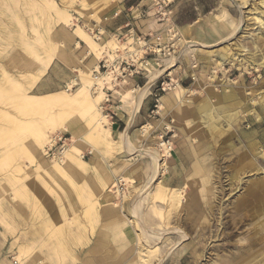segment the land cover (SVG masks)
I'll list each match as a JSON object with an SVG mask.
<instances>
[{
	"label": "bare ground",
	"instance_id": "obj_1",
	"mask_svg": "<svg viewBox=\"0 0 264 264\" xmlns=\"http://www.w3.org/2000/svg\"><path fill=\"white\" fill-rule=\"evenodd\" d=\"M81 10L71 9L89 19L88 6L83 3ZM74 19L68 11L58 8L53 0H0V172L9 171L0 178V224L3 231L14 234L21 228L22 221L31 219L33 222L31 232L23 239L26 242L21 245V239L16 236L11 243L12 247L18 248L17 259L22 254L28 259V264L42 261L46 264H68L75 260L73 244L82 247L86 241V231L94 228L98 211L102 210L104 217L116 216L129 220L128 228L134 234L138 246L131 264H151L154 258L155 264H162L168 254L189 241L187 234L177 228L178 220L164 217L161 212L160 201L164 202L166 198L169 200L167 207H170V203L173 209L180 207L183 188L179 191L166 187V180H170L165 177L169 173L166 170L169 163L163 157L170 156L172 163L171 153L159 150L162 153L160 156L154 150L134 148L129 143L128 128L148 88L155 84L163 72L171 73L174 68H178L179 58L164 59L166 69L151 73L146 85L133 91L136 94L134 97L131 90L121 87L122 99H131L132 102L127 127L115 134L107 116L102 115L97 108L100 101L105 99L103 86L112 84L115 77L110 71L100 77L93 73L99 72L94 60H101L106 55L110 60L118 57L106 50L110 47L115 52L118 49L117 42L109 39L106 45H100L79 25L69 31ZM53 22L61 23V26L54 30ZM99 33L102 34V30ZM75 37H79L94 54V60L78 70L80 86L72 91L77 84L73 79L65 85V89L49 94H34L39 80L53 60L60 64L69 63L61 47L74 42ZM133 45V52L141 55L140 43L135 41ZM194 45L185 42L182 53L191 52L190 48ZM221 65L222 61L219 62ZM94 87L96 91L92 92ZM167 98L160 99V111L167 107ZM172 122L175 123L174 119ZM164 124L166 130L174 129V126H168L166 122ZM151 128L152 125L147 123L139 131L145 136ZM65 134L69 135L70 144L63 142L57 148L58 141H63L62 136ZM116 147L123 150L126 157L138 155L150 159L146 171L148 178L139 188L129 183L133 184L136 179L142 180L143 176L137 165L130 167L128 160L117 166L118 176L112 181L109 174L101 176L97 173L99 170L92 165L93 158L89 162L84 161L85 155L112 158ZM121 189L124 191L122 197ZM9 191L13 201L7 200ZM117 196L128 205L129 217L121 216V204L112 202ZM121 228L116 226L114 229L120 231ZM165 238L177 239L169 240L171 243L167 244L165 250L148 246L163 243Z\"/></svg>",
	"mask_w": 264,
	"mask_h": 264
},
{
	"label": "rangeland",
	"instance_id": "obj_2",
	"mask_svg": "<svg viewBox=\"0 0 264 264\" xmlns=\"http://www.w3.org/2000/svg\"><path fill=\"white\" fill-rule=\"evenodd\" d=\"M53 1L58 8L68 11L75 18L69 31L75 28V25L85 27L87 21L85 15L71 11V9L82 11L83 3L88 6L86 11L90 15L100 17L110 12L118 3L128 6L142 1L141 5H146L143 10L147 12L149 18L163 27L139 35L135 39H144L148 46L153 47L155 36H160L161 45L173 46L176 49L178 64L186 68L185 62L190 63L196 72L194 75L196 80L191 82V87L178 102L181 116L185 115L186 121L183 124L185 131L175 129V123L172 122L170 115L166 114L165 109L160 111L159 106L158 110L154 109V105L161 104L157 96L153 100L157 99L158 102L157 104L153 102L151 116L147 120L152 128L145 136L140 133V126L130 129L128 133L129 143L134 148L154 150L161 156L158 140L159 136L165 133L164 122L168 126H174L171 152L174 161L171 163L170 156L163 157L169 163L166 166L169 173L165 177L170 180H165L167 188H177L179 191L183 188V193L180 207L177 209L171 208L172 203L167 207L169 204L167 198L164 202L160 201L163 209L161 212L164 213V217L169 216L178 220L177 228L187 234L189 241L180 245L178 252L168 254L162 264H264V0ZM164 10L171 12L170 21L167 23L161 20L160 16ZM188 23H191L190 27L187 26ZM59 26L61 23H52L54 30ZM115 42L118 47L115 52L110 47L106 50L110 55L118 57L110 60L108 55L103 56L100 68L101 61H105L107 69H99L100 73L94 72V76L100 77L101 74L112 70V67H118L126 56L135 54L136 57H140V54L133 52L134 45L120 47L118 41ZM185 42L195 44L189 53H182ZM8 47L10 49V46ZM153 57L154 55L149 54L146 58ZM221 61L222 65L219 66ZM166 67V65L160 69L153 67L143 77L151 73L156 74ZM17 73L19 72L15 74ZM112 76L117 80L112 84H105L103 88L114 86L115 90L119 91L120 87L127 86V90L132 91V97L136 95L127 85V77L131 76L126 73L121 75L118 70L114 71ZM138 76L142 77V73ZM172 76L176 79L174 74ZM74 79L77 84L72 91L80 86V79L78 77ZM148 79L146 78V83ZM95 88L91 91L95 92ZM179 90L177 88L165 93ZM115 96L120 98L121 95L117 93ZM114 100L115 106H122L126 102L131 108V99L120 101L115 97ZM104 101L101 100L97 107L102 115L108 114L103 105ZM160 121L163 125L159 123ZM123 131L120 127L117 133ZM62 137L63 141H58L57 148H60L63 142L70 144L69 135L65 134ZM117 153H121L120 156L116 157ZM122 155L127 154L116 147L107 168L119 166L121 161H116L122 158ZM85 156L84 160H87L91 155ZM187 156L189 157L185 158ZM125 158L130 159L128 164L131 168L137 165L143 173L148 171L147 167L150 164L148 157L140 158L137 155L134 158ZM181 161L187 164L185 163L183 167ZM8 172V170L0 172V178ZM147 178L144 175L142 180L136 179L133 184H129L139 188ZM6 197L7 200L13 201L11 191L7 192ZM171 221L173 224V220ZM22 222L16 233L4 231L10 239L9 242H13L17 234L24 239L25 235L31 232L32 220ZM35 225L36 222L34 227ZM0 229H3L1 224ZM166 238L163 243L148 246L161 247L165 250L167 244L171 243L169 240H176ZM155 262L156 258L151 264Z\"/></svg>",
	"mask_w": 264,
	"mask_h": 264
},
{
	"label": "crops",
	"instance_id": "obj_3",
	"mask_svg": "<svg viewBox=\"0 0 264 264\" xmlns=\"http://www.w3.org/2000/svg\"><path fill=\"white\" fill-rule=\"evenodd\" d=\"M141 2H137V4L128 6L122 3H118V5H116L115 7H112L113 9L110 12L108 11L107 14L100 17L97 16L96 18L93 17V15L89 16V19L84 16L85 19H87V21H85L84 30H86V32L92 37V39L100 45H106L109 39L117 40L120 47H122V45H126L127 47L129 45H133L135 37L148 34L151 31H155L156 29L160 30L163 27L162 25L157 24L155 20L149 18L147 12L143 10L146 5H141ZM104 18L107 19L104 20ZM97 19L98 21H96ZM187 26L190 27L191 23H188ZM100 30H102V34L99 33ZM96 35L98 37H96ZM61 48H63L65 55L69 59V63L60 64L59 61L53 60L44 76L39 80L34 90V94H49L65 89V85L70 83L71 80H73L75 77L79 78V71L81 67L83 65H88L91 60H94V54L90 52V50L85 46V43L79 37H75L74 42L64 44ZM126 57L127 58L125 60H127L129 56ZM94 62L97 64L98 70L101 69L100 60L96 59L94 60ZM185 64L186 68H182L181 64H179V67L174 68L170 73L172 75L174 74V77L178 80L179 87L182 88V90L180 89L178 92L160 94L156 91V80L155 84L153 83L146 91L138 111L133 115V120L128 128V133L132 128L135 129L139 126L142 127L144 124L149 123L147 120L151 116L153 102H155V100L153 99L156 96H159V102L162 97H168V105L167 107H164L165 112L166 114L168 113L172 119H174L176 130L185 131V128H183V124L186 121L185 115L183 117L181 116V109L179 108L178 102L181 101L185 92L188 91L187 89L191 87V82L196 80V78L194 77V75H196L194 68L190 63L185 62ZM144 74L145 73H142V77L138 75L127 77V85L129 86V89L138 90L139 88L144 87L146 78L148 79V77H150V75L143 77ZM124 88L128 89L127 86ZM121 90L122 89L120 87L119 91H116L114 86H106L102 89L105 97V99H103L105 100L103 102V105H105V110H107L108 112L106 116L109 118L108 121L113 126V129H115L114 131L116 133L119 131L120 127H122L123 130L127 127V122L130 117V105L128 103L124 102L125 104H123L122 106H115V97L116 99H120V101L123 100ZM117 93L121 95L120 98L118 96H115V94ZM166 114L164 116H166ZM159 123L162 124L161 121ZM120 154L121 153H117L116 157H118V155L120 156ZM126 156L122 155V158H120L121 160L119 159L116 162L130 160L126 159ZM92 158L94 159L92 165H94V167L96 166V168L99 170V172L97 173H99L101 176H103L104 174H109L110 178H112L111 181L118 176V172L116 171L117 166L115 167L114 165L113 168H107V164L112 158L104 159L105 157L97 155L95 157H89L84 161L89 162ZM140 173L142 174L143 178L144 174L146 176L148 174V172L143 173V171H140ZM122 191L123 190L121 189V197L122 195H124V191ZM120 196L114 197V199H112V202L121 204L120 206L122 207L121 210L123 213L121 214V216L126 215L125 217H129L130 214L128 205H125V203L121 202ZM99 203H102V201L99 200ZM101 211L102 210L98 211L99 215L96 223L93 226L94 228L92 230L86 231L84 237L86 241H84L82 247L73 244L72 254L75 260L71 261L68 264H131V260L134 258L138 246L135 243L136 238L134 234L132 233L131 229L128 228L129 220L122 219L121 217L118 218L116 216L104 217L103 212ZM116 226H121V230H115L114 228ZM42 235H44V233H42ZM17 236L21 239L20 242L22 245L23 238L20 237L19 234H17ZM43 238H45V236H43ZM37 239L40 238L37 237ZM0 240L2 241H0V259H2L0 260V264H26L28 262V259H25L24 255L21 254V258H19L21 260L20 263L19 259H17V257L19 256L18 248L16 246L15 250H13V247L11 246L12 241L9 242L10 239L7 235H5L3 229H0ZM174 251L178 252L179 249L177 248ZM30 264L46 263L45 261H42L40 263L31 262Z\"/></svg>",
	"mask_w": 264,
	"mask_h": 264
},
{
	"label": "built area",
	"instance_id": "obj_4",
	"mask_svg": "<svg viewBox=\"0 0 264 264\" xmlns=\"http://www.w3.org/2000/svg\"><path fill=\"white\" fill-rule=\"evenodd\" d=\"M166 7V5H165ZM170 14L171 12L169 10H164L162 13H160L161 20H165V22L170 21ZM136 42L140 43L141 46V55L140 57H136V55L132 54L128 57L127 60L123 59L119 63L118 67L113 68L110 70L111 74L116 72L117 70L120 71V74L126 73L129 76L132 75H138L141 73H149L151 68H161L165 66V63L163 62L164 59L169 57H177L176 49L173 48V46L167 47L161 45V37L155 36L154 41L155 44L153 47L148 46V42L146 40H140V38L135 39ZM149 54L154 55L153 58H146ZM172 55V56H171ZM101 68L107 69L105 61H101ZM172 74L170 72H165L157 79L156 82V91L160 94H163L170 90H175L179 87V82L177 79L172 78ZM117 79L115 78L114 81ZM157 97V96H156ZM157 99L155 100V103L157 104ZM159 105H154V109L158 110ZM157 112V111H155ZM156 114V113H155ZM164 134L159 136V148L162 151H165L167 153H171L173 151V138L174 135L172 134V130H166L164 128Z\"/></svg>",
	"mask_w": 264,
	"mask_h": 264
}]
</instances>
